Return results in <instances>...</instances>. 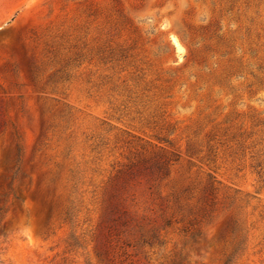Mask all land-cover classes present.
<instances>
[{
	"label": "rangeland",
	"instance_id": "obj_1",
	"mask_svg": "<svg viewBox=\"0 0 264 264\" xmlns=\"http://www.w3.org/2000/svg\"><path fill=\"white\" fill-rule=\"evenodd\" d=\"M264 264V0H0V264Z\"/></svg>",
	"mask_w": 264,
	"mask_h": 264
},
{
	"label": "trees",
	"instance_id": "obj_2",
	"mask_svg": "<svg viewBox=\"0 0 264 264\" xmlns=\"http://www.w3.org/2000/svg\"><path fill=\"white\" fill-rule=\"evenodd\" d=\"M233 257L232 256H230V257H228L225 261H224V263L223 264H233Z\"/></svg>",
	"mask_w": 264,
	"mask_h": 264
}]
</instances>
